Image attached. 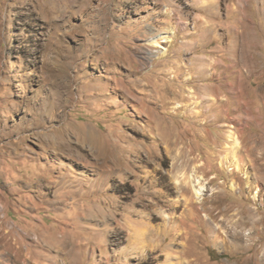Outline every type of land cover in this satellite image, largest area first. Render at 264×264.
Returning a JSON list of instances; mask_svg holds the SVG:
<instances>
[{
    "label": "rangeland",
    "instance_id": "obj_1",
    "mask_svg": "<svg viewBox=\"0 0 264 264\" xmlns=\"http://www.w3.org/2000/svg\"><path fill=\"white\" fill-rule=\"evenodd\" d=\"M0 264H264V0H0Z\"/></svg>",
    "mask_w": 264,
    "mask_h": 264
},
{
    "label": "bare ground",
    "instance_id": "obj_2",
    "mask_svg": "<svg viewBox=\"0 0 264 264\" xmlns=\"http://www.w3.org/2000/svg\"><path fill=\"white\" fill-rule=\"evenodd\" d=\"M186 26V25H185ZM148 29V28H147ZM152 30V29H151ZM148 31V32H151V34L153 33V31ZM154 30V29H153ZM154 34V33H153ZM155 34L153 35V38H151V40H152V44H154V45H156V46H160L161 48H164V47H162L161 45H160V43L162 42V41H168V40H172L171 39V36H169V35H166V36H162L163 37V39H162V41L160 42L159 40H157V38H155ZM169 42V41H168ZM81 127V126H80ZM86 127H88V126H86ZM89 128H91V127H89ZM88 128V129H89ZM91 130V129H90ZM81 131V130H80ZM85 131V130H84ZM87 131V130H86ZM91 132L92 131H88V132H83L86 136H89V137H86L85 138V140H82V142H83V145L84 146H88L89 144L91 145V146H93V134H91ZM95 133V132H94ZM81 134V133H80ZM81 135H83V134H81ZM95 138V137H94ZM55 139L56 140H54V142H59L60 141V137H58V136H56L55 137ZM234 140H235V143H234V147H239V139L237 138V137H234ZM58 144V143H57ZM226 160H227V158H225V159H223V163H226ZM227 162H228V160H227ZM228 165V164H227ZM194 192L199 196V197H201L202 196V194H203V192H204V185L203 184H201V181H200V179H197L196 180V183H194Z\"/></svg>",
    "mask_w": 264,
    "mask_h": 264
}]
</instances>
